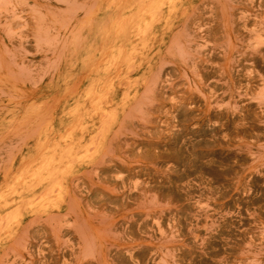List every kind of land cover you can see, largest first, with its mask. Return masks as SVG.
I'll return each mask as SVG.
<instances>
[{
  "label": "rangeland",
  "instance_id": "374dc122",
  "mask_svg": "<svg viewBox=\"0 0 264 264\" xmlns=\"http://www.w3.org/2000/svg\"><path fill=\"white\" fill-rule=\"evenodd\" d=\"M106 1L0 0V264H264V0H184L130 68L99 35L148 1ZM64 150L63 199L15 198Z\"/></svg>",
  "mask_w": 264,
  "mask_h": 264
},
{
  "label": "bare ground",
  "instance_id": "6f19581e",
  "mask_svg": "<svg viewBox=\"0 0 264 264\" xmlns=\"http://www.w3.org/2000/svg\"><path fill=\"white\" fill-rule=\"evenodd\" d=\"M148 1L146 8H139L138 5L131 3H117L115 6L106 1V7L109 9L114 6V11L127 14L125 21H113L110 27L99 35V40L103 44L112 45V50L106 56V60L113 65L124 64L130 68L134 65L138 57L143 54V41L153 34L157 27L168 26L170 28V18L175 16L184 0H145ZM108 71L102 72L100 76L107 74ZM93 81V79L91 80ZM84 99L91 105L97 122L92 125V129L105 130L109 128L108 104L111 99L115 98V92L106 85L91 84L83 93ZM78 109L75 108L70 112L73 118L79 117ZM78 120V118L76 119ZM69 141H72L73 134L78 128H83L77 121L69 127ZM106 130L102 132V136ZM72 156L71 150H64L50 156L49 158H40L37 163H28L25 168L13 178L12 192L16 194L17 199L29 197L37 190L43 189L38 203L34 210L45 212L54 204L56 200L63 199L66 190L63 187L61 170L59 169L63 161ZM4 221L0 217V232ZM18 221V219H17Z\"/></svg>",
  "mask_w": 264,
  "mask_h": 264
}]
</instances>
